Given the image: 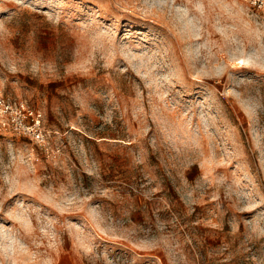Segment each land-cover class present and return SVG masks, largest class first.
<instances>
[{
    "label": "rangeland",
    "instance_id": "obj_1",
    "mask_svg": "<svg viewBox=\"0 0 264 264\" xmlns=\"http://www.w3.org/2000/svg\"><path fill=\"white\" fill-rule=\"evenodd\" d=\"M0 264H264V9L0 0Z\"/></svg>",
    "mask_w": 264,
    "mask_h": 264
},
{
    "label": "built area",
    "instance_id": "obj_2",
    "mask_svg": "<svg viewBox=\"0 0 264 264\" xmlns=\"http://www.w3.org/2000/svg\"><path fill=\"white\" fill-rule=\"evenodd\" d=\"M244 1H246L247 3H249L251 6L255 8L264 9V0H244ZM2 106H5L4 102ZM18 127H19L18 128L19 130L22 128L26 130L27 132H30L37 139H41L43 137V133L41 131V122L39 118H36L34 122L29 123V124L21 121Z\"/></svg>",
    "mask_w": 264,
    "mask_h": 264
}]
</instances>
